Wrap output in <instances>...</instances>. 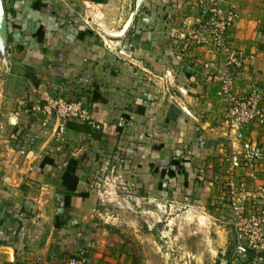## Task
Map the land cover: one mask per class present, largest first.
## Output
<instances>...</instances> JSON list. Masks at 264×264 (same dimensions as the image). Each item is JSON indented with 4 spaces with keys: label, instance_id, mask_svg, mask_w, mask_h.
Listing matches in <instances>:
<instances>
[{
    "label": "crops",
    "instance_id": "crops-1",
    "mask_svg": "<svg viewBox=\"0 0 264 264\" xmlns=\"http://www.w3.org/2000/svg\"><path fill=\"white\" fill-rule=\"evenodd\" d=\"M181 2L5 0L2 37L19 73L11 74L26 84L8 95L12 116L0 124L6 131L0 135V264H64L79 254L83 264H134L97 218L95 180L119 162H145L159 172L184 148L193 169L215 161L206 172L217 173L216 160L235 145L217 76L221 54L210 41L178 52L198 16L191 9L197 15L186 18L190 7ZM228 2L239 8L228 39L242 55V67L230 70L241 98L264 88V0ZM168 24H183L184 33ZM47 97L82 102L94 124L67 121L59 142L58 117L42 126L45 115L35 110ZM244 138L264 153V122L247 126ZM224 164L218 162L228 173ZM261 173L250 186H264V168ZM197 177L201 183L208 175ZM251 260L264 264V253L243 264Z\"/></svg>",
    "mask_w": 264,
    "mask_h": 264
},
{
    "label": "rangeland",
    "instance_id": "rangeland-1",
    "mask_svg": "<svg viewBox=\"0 0 264 264\" xmlns=\"http://www.w3.org/2000/svg\"><path fill=\"white\" fill-rule=\"evenodd\" d=\"M2 1L5 3V0ZM182 1L181 3H184V0ZM186 1L185 6L188 5V0ZM170 3L172 4L171 1ZM232 6L237 13V19L239 8L236 3L224 0L220 7L227 10ZM185 9L186 7V18L197 15L188 11L195 10L194 7ZM168 25L170 30L180 29L184 33L183 24L181 27H178V24ZM208 38L204 37L206 42L202 44L196 42V46L188 45V41L184 39L177 46V50L184 54L193 47L205 46ZM187 45L188 48L184 49ZM11 49L8 45H0V124L12 116L6 110L13 107L15 102L6 101L10 97L8 95H18L20 88L26 84L21 77L12 75L16 70L12 69L11 62L14 61ZM232 49L239 52L235 47ZM20 85V88L17 87ZM255 88L264 93V88ZM16 104L20 106V103ZM226 125L228 127V124ZM2 126L0 125V135L6 134V131H2ZM188 152L184 148L179 151L176 159H167V162H180V166L171 164L160 169L158 173H153L155 167L146 166L145 162L144 166L119 162L117 169L108 167L106 174L99 176L93 184L97 191L103 194L101 206L98 208L100 212L97 210L98 220L109 234L114 236L118 246L131 254L134 264H215L216 261L226 260L228 251L233 254L235 234L232 225V199L238 201L244 193L255 195L259 189L250 186L249 182L252 181L247 170L237 169L232 173H223L218 162L225 163V172L228 162L226 156L223 161L217 158V173H207L206 170L210 165L213 166L215 161L209 166L201 163L199 169H193L186 158H190ZM200 169L201 172L198 171ZM162 170H174L175 176H158ZM261 172L262 169L259 168L257 177ZM205 174L208 177L199 183L197 176ZM241 178L245 183L240 186ZM196 180L199 182L196 183ZM243 206L247 208L248 213L255 210V205L249 204L247 199ZM220 212L222 215L219 216ZM252 254L255 253H248V256ZM254 260L258 262L255 258ZM244 261H247V257L240 260L239 264L247 263Z\"/></svg>",
    "mask_w": 264,
    "mask_h": 264
},
{
    "label": "built area",
    "instance_id": "built-area-1",
    "mask_svg": "<svg viewBox=\"0 0 264 264\" xmlns=\"http://www.w3.org/2000/svg\"><path fill=\"white\" fill-rule=\"evenodd\" d=\"M223 2L224 0H188V6L194 7L198 16L196 23L188 27L185 40L188 41V45L196 46V42L202 44L206 42L204 37H209L208 40L213 44L215 51L221 54L222 67L217 76L221 90L228 100L226 122L235 144L231 146L227 156V172L244 169L248 171V177L254 181L258 179L256 174L258 169L264 168V153L257 144L245 139L243 133L251 123L264 122V93L254 88L245 97L234 96V78L230 70L237 72L242 67L243 61L241 53L232 49L227 36L237 13L234 6L223 10L220 7ZM188 45L184 46V49H187ZM35 110L45 115L40 122L42 126L47 125L51 115L58 117L56 138L59 142L65 140L67 121L78 120L94 124L89 110L78 101L69 102L63 98L47 97L43 104L35 107ZM240 182V186L244 185L245 180ZM258 189L255 195L244 193L238 201L232 199L235 244L229 264H239L240 260H244L250 252L264 253V203L259 211L253 210L252 213H248L247 208L243 206L246 199L249 204L259 203L264 197V186ZM102 196L100 192L101 201ZM258 261L261 260L258 258ZM83 262L82 254H79L71 256L64 264H83ZM27 264H39V262L32 261Z\"/></svg>",
    "mask_w": 264,
    "mask_h": 264
},
{
    "label": "trees",
    "instance_id": "trees-1",
    "mask_svg": "<svg viewBox=\"0 0 264 264\" xmlns=\"http://www.w3.org/2000/svg\"><path fill=\"white\" fill-rule=\"evenodd\" d=\"M6 12H7V13L10 12L9 9H7ZM41 35H43V30H42V29H39V30L36 32V36H37V38H38V37H40ZM38 39H39V38H38ZM89 125H90V124H89ZM118 129H120V128L118 127ZM179 163H180V162H175V160H174L173 162H171V164H174V165H178V166H180ZM68 169H70V168L68 167ZM68 169H67V170H68ZM156 172L158 173L157 169H154V170H153V173H156ZM67 173H68V172H67ZM167 174H169V176H175V172H174V170H172V171H170V170H162L161 173H160V175H162V177L167 176ZM64 176H66V174H64ZM250 253H251V252H250ZM215 264H220V262H219V261H216Z\"/></svg>",
    "mask_w": 264,
    "mask_h": 264
},
{
    "label": "water",
    "instance_id": "water-1",
    "mask_svg": "<svg viewBox=\"0 0 264 264\" xmlns=\"http://www.w3.org/2000/svg\"><path fill=\"white\" fill-rule=\"evenodd\" d=\"M5 20V7H4V2L2 0H0V45L1 46H5L6 43L2 37V31H1V24L4 22ZM220 264H227L226 260H223L220 262Z\"/></svg>",
    "mask_w": 264,
    "mask_h": 264
}]
</instances>
